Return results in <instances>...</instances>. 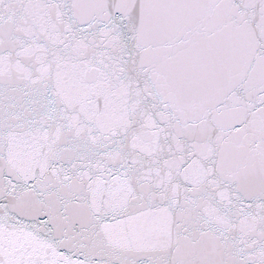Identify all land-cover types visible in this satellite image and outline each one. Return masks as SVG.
Segmentation results:
<instances>
[{
    "label": "snow or ice",
    "instance_id": "1",
    "mask_svg": "<svg viewBox=\"0 0 264 264\" xmlns=\"http://www.w3.org/2000/svg\"><path fill=\"white\" fill-rule=\"evenodd\" d=\"M0 264H264V0H0Z\"/></svg>",
    "mask_w": 264,
    "mask_h": 264
}]
</instances>
